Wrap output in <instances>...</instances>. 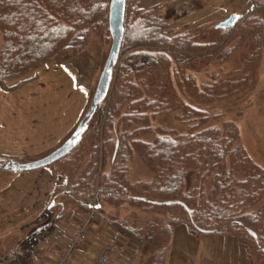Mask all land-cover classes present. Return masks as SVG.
I'll return each instance as SVG.
<instances>
[{
  "label": "trees",
  "instance_id": "obj_1",
  "mask_svg": "<svg viewBox=\"0 0 264 264\" xmlns=\"http://www.w3.org/2000/svg\"><path fill=\"white\" fill-rule=\"evenodd\" d=\"M139 1L126 0L120 50L123 59L116 75L114 72L103 125L106 131L109 129L106 136L112 131L119 142L116 158L108 160L107 144L111 141L100 149L98 140L96 143L100 130L92 133V155L88 164L94 166L82 183L65 195L89 206L97 188L95 195L99 210L105 212L110 206V212L105 213L114 228L141 246L143 243L148 245V240L156 242L157 234L152 237L143 226H130L126 221L131 215L122 216L121 212H134L142 205L157 209L181 206L187 216L173 218L171 229L162 231L166 234L162 236L164 241L160 242L163 246L150 260L151 264L163 263L162 249L167 246L177 223H186L194 232L243 236L241 232L245 231L264 251V168L253 161L243 145L242 132L235 122L239 117H233V114L239 113L240 116L244 112L238 110L239 104L251 101L255 88L257 98L264 97V83L257 81L259 70L256 74L250 68V72L245 73L249 62L254 60L253 55L240 66L239 76L223 79V83H229L226 91H220L214 84L212 89L208 86L210 90L206 89L207 92H200L202 95L199 91L192 95L196 100L200 98L199 103L190 104L178 95L181 101H175L174 105L169 90H176V86L182 90L183 87L192 89L195 85V78L188 77L186 71L190 65L195 67L197 64H191L195 60L190 58L195 57H190L187 52L205 46L195 38L203 34L199 32L201 27L173 35L160 12L162 6L139 8ZM111 2L0 0V88H5V79L13 73L27 72L63 49L81 46L90 29L107 24L109 27ZM250 4L253 13L231 35L228 43L231 49L227 45L217 47L212 54H221L226 59L244 44L253 46L254 41L257 49L253 54H261L259 51L264 47V0H251ZM137 13H140L138 18ZM184 53L187 54L185 57ZM209 53L204 56L206 62L213 59ZM199 59L202 62V58ZM223 117L226 119L221 121L219 118ZM169 119L170 124L177 123L184 130L166 126ZM96 126L95 121L90 130H95ZM90 130L85 129L76 147L51 166L80 151L81 143L92 132ZM135 156L142 163L140 168L145 167L146 171L145 174L142 170L138 179L131 177ZM100 159L103 169L107 167V170H101L97 184ZM76 161L70 162L74 166ZM52 169L57 172L56 167ZM62 191L63 187H55L51 202L62 198ZM59 204L63 214L71 211H67L64 200ZM18 247L13 248L7 259L4 256L0 264L18 257Z\"/></svg>",
  "mask_w": 264,
  "mask_h": 264
},
{
  "label": "rangeland",
  "instance_id": "obj_2",
  "mask_svg": "<svg viewBox=\"0 0 264 264\" xmlns=\"http://www.w3.org/2000/svg\"><path fill=\"white\" fill-rule=\"evenodd\" d=\"M167 3L169 4V2ZM250 3L251 0H249L248 5L246 4L244 7L238 8L236 11H232L233 9H231L226 10V12H223L222 14L211 15V17L208 16L198 26L196 25V22H189L196 26L193 29L184 31H180L182 24L176 23H183L187 19L189 20L190 17L198 18L202 16L203 13L209 11L205 6L204 0H198V2L193 5L194 7H177V5H173L174 7L169 6L168 8H165V6H163L160 8L162 17L166 19L169 26L176 25V30L171 31L173 35L190 32L200 26L201 30L199 32L203 34L198 35L199 37L195 36V38L200 41L201 44L205 43V46L200 45V47L191 49L189 52L185 51L189 53L188 55H191L190 57H195L190 58V60L194 59L195 63L191 62V64H197V66L194 67L193 65H190V63L186 64L190 65L186 74L188 77L191 75L195 78V85L192 89H186L183 87L184 91L178 86H176V90H169L168 93L169 97L171 95V102H180L181 100L178 96L180 95L189 103L191 102L190 104L194 102L199 103L200 98L196 100L192 95L196 92L198 93V91L199 93L207 92L206 89H209L208 86L214 84H216L220 91H226L229 83H223V79L239 76L237 73L238 69L244 64L246 58H251L252 55L254 60L249 62L250 64L245 73L250 72L248 70L250 68H252L256 74L259 70L257 81L258 83H264V47L259 51L261 54H253L254 49H257L256 41H254L253 46L248 43L242 45L241 49L235 51L226 59L222 57L221 54H212L217 47H225L227 45V48L231 49V47H228L230 45L228 43L231 42V35L239 28L244 20L253 13V8ZM233 14L238 16V20L232 27L215 30V28L219 29L218 26L221 22ZM139 16L140 13H137V18ZM111 46L112 36L108 24L104 25L102 28L90 29L84 44L81 46L63 49L53 58H50L47 62L38 67L19 74L13 73V75L5 79L4 83L6 86H4L8 89L0 88L1 164H5L10 160L16 161L19 164H26L39 160L54 152L71 137L89 111L100 77L105 68ZM208 53L211 54L213 59L206 62L204 61V56L206 57ZM186 55L187 54L184 53V57ZM199 58H202V62ZM122 59L123 55L120 56L119 63ZM173 59L175 60L176 58ZM119 63L115 69L116 72ZM7 82L10 85H8ZM252 92H255V95L253 94L254 96H252L251 101L241 102L239 104L238 110L242 109L244 112H242L240 116L238 115L239 113L236 116L233 114V117H239L235 119V122L237 123L240 132H242L241 139L243 145L253 158V161L260 165V167L264 168V97L257 98L256 93L258 94V91L256 88ZM110 94L111 90L108 97L106 96L103 101L104 105L100 107L99 111L95 116H92L87 124L86 130H90L95 121L97 126L95 130H90L92 131L91 134H88L84 142L81 143L80 151L74 154L72 153V155H69V157L53 166L49 165L46 167L53 173L62 176L66 180V183L63 186L62 191L64 196L61 195L62 198L59 200L55 199L56 201L54 202V205H52V207L54 206L53 209L51 208V211L46 212L44 220H51L58 215H66L63 214V208L59 204L62 200L67 203V211L79 206L87 207V209L90 207L89 216L85 219V221H89V225L96 217L95 214L94 216L91 215L92 212H96L97 214L100 213L104 216H107L106 213L110 212V206L107 207L105 211L106 213L99 210L97 197L95 195L97 193V188L95 189L94 196L90 198L89 206L81 205V203L72 199L73 197H67L65 195L70 191L72 192L71 189L74 191L76 189L75 186L82 183L84 177L88 175L92 166H94V164H88L90 156L92 155L90 138L92 133L98 129L100 131L96 137V143L98 140L100 149H102L103 145H105L108 140L111 141L110 144H107L109 154L108 160L111 158L114 160L117 144L115 133L110 131L106 136V132L109 129H107L108 126H106V131L103 126L109 107ZM229 117H232V115ZM219 119L224 121L226 117ZM169 120V122H165L166 126L175 128L178 131L184 130V127L177 123L170 124L171 119ZM16 152L18 154H15ZM76 159L77 161L73 166L70 161ZM132 166V179H138L142 170L146 174L145 167L142 169L140 168L142 167V163L136 156L133 160ZM52 167H56L57 172L53 170ZM101 170H107V167L103 169L102 161L100 159L97 168V184ZM64 174H67V177L64 176ZM145 177L147 176L145 175ZM83 187L84 186H82V188ZM72 203L74 205H72ZM93 209H96V211H93ZM124 214L131 215L126 221L130 226L135 225L137 228L143 226L152 237L157 234L155 237V239L158 238L156 242L148 240V245H144L143 243L142 251L146 254L159 249L161 245L163 246V243L160 242L164 241L162 236L166 234H163L162 231H167V228L169 230L171 229L173 218L179 219L183 216H187L186 211L179 205L172 206L169 209L162 207L157 209L148 205H142V208L140 207L134 212H131L130 210L127 212L122 211L121 215L123 216ZM182 224L183 223H177L174 230L177 226ZM37 226L39 227L40 224ZM37 226L28 231L29 235L27 234L18 238L15 237V240L9 239L7 240L8 243L5 241V244L4 242L2 243L4 245L0 244V262L4 261V256L6 259L11 256L13 248L20 245L23 242V239L29 236L30 239L27 240V243L24 245L22 244L25 248L21 246L23 248L22 250L19 248L17 249L19 250V253L17 252L18 257H15L8 262L17 261L21 257L25 258L26 255L32 251L35 243L39 240ZM158 234H161V236ZM223 235L235 240L239 244V247L246 251L249 260H252L255 264H264V251L257 247L255 240L247 232H241V235L243 236L232 234ZM72 253L73 252H71L70 257L66 260L65 264H67L71 258Z\"/></svg>",
  "mask_w": 264,
  "mask_h": 264
},
{
  "label": "crops",
  "instance_id": "obj_3",
  "mask_svg": "<svg viewBox=\"0 0 264 264\" xmlns=\"http://www.w3.org/2000/svg\"><path fill=\"white\" fill-rule=\"evenodd\" d=\"M197 2L198 0H140L139 5L141 8L155 5L168 8L174 7L173 5L193 6ZM204 2L209 11L198 18L190 17L183 23H176L182 24L180 31L193 29L208 16L222 14L231 9L236 11L249 4V0ZM189 22H196V25ZM175 27L176 25H172L169 30L174 31ZM65 183L62 176L46 167L23 172L0 169V244L25 236L30 229L40 224L37 226L39 240L32 251L25 258L21 257L7 264H57L62 254L67 251L89 216L91 208L79 206L66 215L44 220V215L54 205V201L51 202L54 188L63 187ZM44 229L45 232H42ZM115 232L117 230L108 217L97 214L89 226L87 238L74 247L67 264H94L104 246L111 242H115L116 247L110 264H151L150 260L159 249L146 254L142 251L143 246L133 243L124 234L114 240ZM29 239V236L23 239L18 248L22 250ZM162 250V264H255L231 237L221 233L194 232L184 223L173 230L167 246Z\"/></svg>",
  "mask_w": 264,
  "mask_h": 264
},
{
  "label": "water",
  "instance_id": "obj_4",
  "mask_svg": "<svg viewBox=\"0 0 264 264\" xmlns=\"http://www.w3.org/2000/svg\"><path fill=\"white\" fill-rule=\"evenodd\" d=\"M125 11L126 0H112L109 14V28L112 36V46L89 111L80 122L78 128L74 131L71 137L67 139L58 149L44 158L26 164H19L16 161L10 160L5 164L0 163V169L23 172L47 167L56 162L61 157L68 154L72 149L76 147L80 137L84 133L86 126L94 115L97 107L104 101L106 96H108L112 88V84L114 81V72L119 63L120 50L124 36ZM237 20L238 16L236 14H233L229 18L221 22L218 27L228 29L232 27ZM118 147L119 142H117L116 144L114 159L117 155ZM183 206L191 213V211L185 205ZM252 234L255 238H257L256 233L252 232Z\"/></svg>",
  "mask_w": 264,
  "mask_h": 264
},
{
  "label": "built area",
  "instance_id": "obj_5",
  "mask_svg": "<svg viewBox=\"0 0 264 264\" xmlns=\"http://www.w3.org/2000/svg\"><path fill=\"white\" fill-rule=\"evenodd\" d=\"M94 212H92V216H94ZM89 221H85L84 224L79 228L78 233L74 239V241L71 242L69 248L67 249V251H65L59 262L57 264H65L66 260L70 257V254L72 252V250L74 249V247L76 246V244L80 241V240H84L87 237L88 231H89ZM119 237H121V234L119 232H115L114 233V240L119 239ZM116 247L115 242H111L108 243L104 246L101 254L99 255V257L96 259V261L94 262V264H110L114 249Z\"/></svg>",
  "mask_w": 264,
  "mask_h": 264
}]
</instances>
